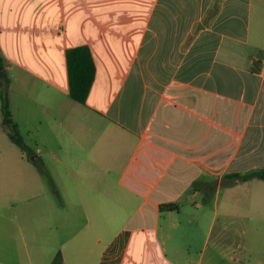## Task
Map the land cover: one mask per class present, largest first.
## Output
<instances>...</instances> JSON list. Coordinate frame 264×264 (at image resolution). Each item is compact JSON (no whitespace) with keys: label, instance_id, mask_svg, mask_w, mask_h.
Instances as JSON below:
<instances>
[{"label":"crops","instance_id":"crops-1","mask_svg":"<svg viewBox=\"0 0 264 264\" xmlns=\"http://www.w3.org/2000/svg\"><path fill=\"white\" fill-rule=\"evenodd\" d=\"M214 1L0 3L9 106L31 150L10 138L0 97V264H103L118 238L114 264H194L161 248L160 221L176 224L182 202L227 174L264 167V0H220L216 12ZM81 44L96 65L85 103L69 95L66 61ZM123 208L124 224L151 226L145 259L128 255L131 228L99 248Z\"/></svg>","mask_w":264,"mask_h":264},{"label":"rangeland","instance_id":"rangeland-1","mask_svg":"<svg viewBox=\"0 0 264 264\" xmlns=\"http://www.w3.org/2000/svg\"><path fill=\"white\" fill-rule=\"evenodd\" d=\"M3 0H0V3ZM0 80L2 76L0 75ZM17 147L11 146L18 153ZM7 150V145H6ZM49 180V178H47ZM51 183V181H48ZM49 183V184H50ZM12 189L8 188L6 200L17 199ZM55 199L57 197L54 195ZM182 202L180 213H176V224L161 220L158 235L162 238L161 248L173 254L181 250L189 252L197 264H264V181L254 178L250 183L236 185L227 189L224 184L218 192L191 196ZM194 201L199 205L195 206ZM75 215V229L84 220L82 210L71 209ZM117 217L109 214L108 223L101 233L99 248L103 249L121 229L131 228L128 255L136 252L140 259H145L151 249H156L152 241L151 226L124 224L127 209L112 210ZM108 215V211H107ZM254 217L250 218L249 216ZM144 260L140 263L143 264Z\"/></svg>","mask_w":264,"mask_h":264},{"label":"trees","instance_id":"trees-1","mask_svg":"<svg viewBox=\"0 0 264 264\" xmlns=\"http://www.w3.org/2000/svg\"><path fill=\"white\" fill-rule=\"evenodd\" d=\"M220 0H215L212 4V11L216 12ZM66 61L69 81V95L72 99L85 103L94 82L96 74V65L89 45L81 44L67 48ZM3 71L2 80H0V97L2 110V124L10 126V138L24 151L27 156L31 155V150L26 145L22 134L12 119V113L9 106L8 86L9 76L5 69L3 57L0 52V71ZM258 178L264 180V167L252 168L244 172H233L227 174L222 180V185L228 183L244 182L250 179ZM175 204H160L162 210H172Z\"/></svg>","mask_w":264,"mask_h":264},{"label":"built area","instance_id":"built-area-1","mask_svg":"<svg viewBox=\"0 0 264 264\" xmlns=\"http://www.w3.org/2000/svg\"><path fill=\"white\" fill-rule=\"evenodd\" d=\"M121 238L116 239L104 252L102 256L103 264H114L116 261V256L121 248Z\"/></svg>","mask_w":264,"mask_h":264},{"label":"water","instance_id":"water-1","mask_svg":"<svg viewBox=\"0 0 264 264\" xmlns=\"http://www.w3.org/2000/svg\"><path fill=\"white\" fill-rule=\"evenodd\" d=\"M0 75L3 76V71L2 70L0 71Z\"/></svg>","mask_w":264,"mask_h":264}]
</instances>
